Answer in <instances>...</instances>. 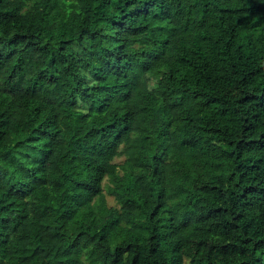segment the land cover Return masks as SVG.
<instances>
[{"label": "trees", "instance_id": "trees-1", "mask_svg": "<svg viewBox=\"0 0 264 264\" xmlns=\"http://www.w3.org/2000/svg\"><path fill=\"white\" fill-rule=\"evenodd\" d=\"M0 264H264V0H0Z\"/></svg>", "mask_w": 264, "mask_h": 264}, {"label": "rangeland", "instance_id": "rangeland-1", "mask_svg": "<svg viewBox=\"0 0 264 264\" xmlns=\"http://www.w3.org/2000/svg\"><path fill=\"white\" fill-rule=\"evenodd\" d=\"M109 197V201L111 202V203H113L114 202V199H113V197L112 196H108Z\"/></svg>", "mask_w": 264, "mask_h": 264}]
</instances>
